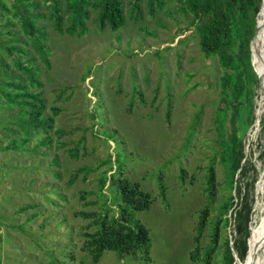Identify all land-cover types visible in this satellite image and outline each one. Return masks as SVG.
<instances>
[{
  "label": "rangeland",
  "instance_id": "rangeland-1",
  "mask_svg": "<svg viewBox=\"0 0 264 264\" xmlns=\"http://www.w3.org/2000/svg\"><path fill=\"white\" fill-rule=\"evenodd\" d=\"M141 6L143 19L129 18L116 32L98 30L91 21L82 37L60 35L47 26L50 65L41 63L42 89L47 111L53 114L52 105L60 109L54 128L62 133L53 135L49 147L34 137L29 146H37L36 151H0L1 264H93L83 248L84 232L92 231L86 227L90 218L81 213L118 209V195L106 186L105 200L95 195L99 172L110 165L113 172L115 156L122 176L152 197L148 209L135 213L149 229V258L139 251L136 257H119L105 250L96 264H202L191 253L213 156L217 196L230 192L223 187L218 156L217 127L232 130L230 114L221 110L217 119L220 68L216 57L200 50L191 28L180 30L189 18L173 1L153 17L145 0ZM248 108L237 122L245 133L246 153L253 149L256 157L259 127L250 135L254 123L249 126ZM8 115L7 109L0 111V119L9 120ZM74 146L76 157L66 150ZM109 154L111 163L103 165ZM54 155L58 164L51 161ZM81 167L88 170L69 183ZM258 182L261 190L264 183ZM260 194L259 205L264 190ZM210 226L200 237V257L210 242ZM230 231L221 228L217 249Z\"/></svg>",
  "mask_w": 264,
  "mask_h": 264
},
{
  "label": "trees",
  "instance_id": "trees-1",
  "mask_svg": "<svg viewBox=\"0 0 264 264\" xmlns=\"http://www.w3.org/2000/svg\"><path fill=\"white\" fill-rule=\"evenodd\" d=\"M142 1L0 0V111H9V120L0 119V151H36L37 146H29L34 137L39 145L49 147L54 141L53 135L62 133L61 129L54 128V115L60 109L52 105L53 114L47 111L48 100L42 89L41 63L47 67L50 65L47 26L50 25L60 35L82 37L88 32V22L91 21L98 30L116 32L126 26L129 18L135 21L143 19ZM168 1H173L178 11L189 18L180 30L191 28L204 55L217 58L220 68L216 80L219 89L217 119L218 112L224 110L225 116L230 114L232 124V130L227 133L225 128L219 129L222 124L217 127L220 136L218 156L224 169L222 182L230 192L217 196L214 170L217 155L213 156L206 173L207 203L198 214L194 236L196 245L191 258L201 259L202 264H242L248 254L251 227L259 222L261 215L257 203L261 194L256 183L262 177L264 164V110L259 120L256 157L253 149L246 153L245 133L239 123L248 105L249 126L256 118L258 77L251 64L250 41L256 30L262 0H145L147 13L153 17ZM105 134L109 135V132L105 131ZM2 138L6 140L4 144ZM60 144L64 145V142ZM66 150L71 156L78 155L77 146ZM116 160L115 156L113 172L112 165L99 172L95 195L105 200L107 195L103 188L106 186L111 195H118V209L113 211L111 207L104 206L102 214L92 211L81 213L90 218L86 227L92 231L84 232L83 248L91 256L93 264L105 250L115 251L119 257H136L139 251L146 260L149 258V229L135 217V213L148 209L152 197L137 181L122 176ZM51 161L58 164V156L54 155ZM107 163H111L110 154L102 161L103 165ZM85 169L78 168L70 176L69 183ZM181 170L182 177L185 171ZM53 174L60 177L57 171ZM160 186L164 196V186L161 183ZM212 211L216 214L212 215ZM209 223L210 242L200 257V237ZM221 228H230L231 231L219 250L217 243ZM1 238L0 232V243Z\"/></svg>",
  "mask_w": 264,
  "mask_h": 264
},
{
  "label": "bare ground",
  "instance_id": "bare-ground-1",
  "mask_svg": "<svg viewBox=\"0 0 264 264\" xmlns=\"http://www.w3.org/2000/svg\"><path fill=\"white\" fill-rule=\"evenodd\" d=\"M259 29L257 35L252 43V52L254 58V64L256 68L262 72V63L260 56L264 55V1L262 3V8L258 14ZM260 55V56H259ZM262 90H258V96L256 98V115L257 118L253 122V126L250 131V135L254 132L257 127H259V120L262 111L264 110V74L262 75ZM263 130V129H262ZM263 164V163H262ZM264 179V172H262V177L259 182H262ZM258 182V183H259ZM260 189H257L259 191ZM263 185L259 193L263 194ZM264 199L262 200L261 205H258L261 209V225L260 222H256L255 225L251 227V235L248 239L249 252L245 258V261L242 264H264ZM254 204V203H253ZM257 206V205H256Z\"/></svg>",
  "mask_w": 264,
  "mask_h": 264
},
{
  "label": "water",
  "instance_id": "water-1",
  "mask_svg": "<svg viewBox=\"0 0 264 264\" xmlns=\"http://www.w3.org/2000/svg\"><path fill=\"white\" fill-rule=\"evenodd\" d=\"M263 1L264 0H262V2H261V6H260V10H261V8H262V3H263ZM260 10H259V12H260ZM259 12H258V14H259ZM259 22H258V18L256 19V30H255V33H254V36H253V38L251 39V41H250V49H251V64H252V66H253V69H254V71L256 72V74H257V77H258V90H262L263 89V87H262V83H261V80H262V75L264 74V55L262 56H260V59H261V63H262V72H260L257 68H256V66H255V64H254V58H253V52H252V43H253V41H254V39H255V37H256V35H257V32H258V29H259ZM255 116H256V118H257V115H256V111H255ZM256 118H255V120H256ZM255 120H254V122H255ZM263 172H264V170H263ZM262 182L264 183V179L262 180ZM264 202V201H263ZM258 204H259V201L257 202ZM260 212H261V209H260ZM259 226L261 225V216L259 217ZM262 227H263V225H261ZM251 235V234H250ZM248 252H249V244H248ZM248 255V254H247ZM236 257V256H235Z\"/></svg>",
  "mask_w": 264,
  "mask_h": 264
}]
</instances>
